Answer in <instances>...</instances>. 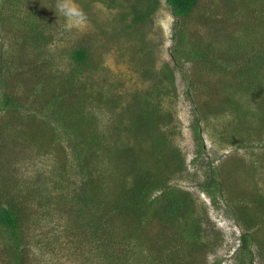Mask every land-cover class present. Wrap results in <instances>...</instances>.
I'll use <instances>...</instances> for the list:
<instances>
[{"label":"trees","instance_id":"obj_1","mask_svg":"<svg viewBox=\"0 0 264 264\" xmlns=\"http://www.w3.org/2000/svg\"><path fill=\"white\" fill-rule=\"evenodd\" d=\"M21 1L4 0L0 14L8 2L10 9L5 11L17 14L16 7ZM101 1L117 10L115 15L120 24L108 18L98 21L99 16L86 5L85 13L95 15L89 18L95 29L117 28L119 34L136 39H142V28L160 5V0ZM201 1L165 0L175 18L171 54L177 64L171 67L164 62L157 83L150 86L151 91L143 92L134 104L131 102L128 115L113 118L108 132L100 129L98 116L93 110H87L86 104L94 101L107 105L110 112L116 104L112 106L101 91L93 94L81 84L80 74H88L99 64L93 47L80 42L69 50L73 63L60 75L46 71L44 60L36 62L19 55V67L26 66L24 78L19 80L27 85L22 92L3 90L0 93V154L4 149L15 152L27 148L36 154L54 151L59 159L64 153V146L59 142L63 139L70 154L80 162L81 181L79 185L71 182L64 186L61 181L62 185L55 187L58 193L52 196L54 192L46 194L44 188L35 184L17 187L13 177L1 178L0 173V264H50L51 257L40 255L56 254L60 248L84 264H142L136 260L145 246L152 249V264H207L204 255L214 243L202 227L204 220L196 209V200L190 191L169 184L172 176L183 169L184 161L179 148L169 142L165 128L174 122V117L163 109L162 99L175 93L174 68L179 63L197 64L188 82L209 87L213 98L206 105L207 113L229 110L233 116L223 139L240 148L244 141L257 138L262 139L264 146V102L252 115L235 97L237 93L252 91L264 97V5L259 3L264 0H243L246 6L243 8L233 6L235 1L228 0L227 6L218 7L212 15L197 17L194 14ZM255 4L260 7L251 8ZM194 16L199 27H192ZM225 21L231 24L228 31L217 25ZM28 26L33 29L28 32L31 36L22 34L21 37L18 32L19 50L29 48L32 54L42 52L48 37L36 24ZM201 27L207 32H202ZM19 67L9 77L6 74L9 68L2 66L0 86L8 84L18 70L21 72ZM150 70L142 69V72L149 75ZM228 89L232 91L230 94L222 92ZM33 104L35 115L26 113ZM23 109L25 112L19 114ZM7 112L14 114V119H4ZM18 123L23 126L17 127ZM57 128L62 129L61 135L56 133ZM194 131L198 138L197 128ZM100 149L111 166L107 174L95 171L94 165L89 166L90 159ZM253 170V165L243 157L229 155L218 166L210 167L201 184L212 200L216 194L225 196L226 203L242 221L244 229L236 253L240 264H252V242L264 250V240L255 236L257 230L264 228V194L260 188L262 182L253 179ZM122 174L126 181H117ZM217 174L222 178L228 174L239 175L242 180L224 181ZM41 209L46 215L51 209L61 217L67 216L62 226L66 231L65 241L60 248L56 247L59 246L56 245L58 230L52 231L51 238L45 242L36 241L30 232V225L35 223ZM170 228L172 235L168 233ZM36 245L45 247L42 253L41 248L39 252L32 248ZM137 245L141 249L136 255L133 247Z\"/></svg>","mask_w":264,"mask_h":264},{"label":"rangeland","instance_id":"obj_2","mask_svg":"<svg viewBox=\"0 0 264 264\" xmlns=\"http://www.w3.org/2000/svg\"><path fill=\"white\" fill-rule=\"evenodd\" d=\"M3 1L0 0V7ZM234 1L233 6L236 4L241 8L245 6L243 0ZM57 2L58 0H22L16 7L17 14L14 15H10L5 11L10 9L8 8L9 2L5 4V9L0 14V68L2 66L3 68H9V73L6 74L11 77L10 73L16 66L19 67L21 59L18 57L22 55L36 62L44 60L46 71L60 75L67 72L73 63L69 57L71 49L80 42L85 45L89 44L93 47L95 60L99 64L88 74L83 72L80 74L81 84L85 85L88 88L87 91L93 94L101 91L113 103L112 106L116 104L111 112L108 110L107 105L97 104L94 101H89L86 104L87 110H93L95 115L98 116L100 129L106 131L112 124L113 118L115 119L120 114L124 117L128 115V106L131 105V102L134 104L138 97L144 95L143 92L149 90L154 82L157 83L164 62H167L171 67L177 64L172 59L171 54L175 42V18L165 0H160V5L152 15V19L142 28V39H136L119 34L117 28L113 30L108 26H103L100 30L95 29V25L89 19L91 16L92 18L95 15L99 16L98 21L101 22L107 18L110 20L115 19L114 21L118 20L115 15L117 10L108 8L101 0H74L84 12V7L89 5V7H92V12L95 13L93 15L91 12L92 15L90 14V16L87 14V25L82 27H69L65 17L57 11ZM228 2V0H202L194 15L197 17L199 14L210 16L218 7L227 6ZM259 3L264 5V1ZM255 7L260 6L257 4L251 6V8L256 9ZM196 16L193 17L194 20L191 19L192 27H199L195 22ZM30 23L36 24L37 28H41L44 35L48 37L42 52L32 54L29 48H25L23 51L19 50L18 38L24 36L22 34L31 36V33L28 34L29 31L33 30L28 26ZM117 24H120L119 21H117ZM217 25L226 27L227 31L231 27V24L227 21ZM201 31L207 32L204 28ZM18 32L21 33V37ZM258 32L262 31L258 30ZM203 40L206 41L207 38H203ZM145 53L147 58H145ZM19 68L21 72L18 70L17 75L14 78L12 77L13 79L8 84L0 86V93L3 90H14L17 93L25 89L27 84L19 80V77L24 78L23 72H26V66ZM147 68H151L149 75L142 72V69ZM197 68V64L194 65L191 62H186L183 65L179 63L174 68L175 93L174 95L171 93L162 99L163 109L170 111L174 117V122L164 128L168 134L169 142L179 148L184 161L183 169L172 176L169 184L190 191L196 200V209L204 220L202 227L208 235V239L214 243L211 245L210 251H207L204 255L207 264H240L236 258V253L240 245V235L244 229L242 221L235 209L226 203L225 196L216 194V199L212 200L201 189V184L206 179L210 167L218 166L229 155H235L243 157L249 164L253 165V179L262 182L260 188L264 194L263 141L257 138L249 139L243 142V147L239 148L223 139L224 130L229 127L233 116L229 110L218 114L207 113L206 105L213 98L209 87L188 82L190 73ZM229 78L231 79V76ZM222 92L230 94L232 91L228 89L227 91L222 90ZM235 95L236 99L252 115L256 114L257 109L264 102V97L257 91L241 92ZM25 105H28V103ZM34 105L26 110V113L35 115ZM24 112L23 109L19 114L22 115ZM36 116L42 117V114H36ZM10 117L14 119V114L10 115V112H7L4 115V119L9 120ZM21 126H23L22 123L17 124V127ZM195 128L199 133L198 138H196ZM10 133L14 132L10 131ZM56 133L61 135L62 129L57 128ZM59 142L64 146V153L59 159L53 154L54 151L49 154H36L35 150L27 148L15 150V152H8L4 149V153L0 154L1 178L13 177L14 182L18 185L17 187L35 184L41 189L44 188L46 194H53L54 192L52 196L58 193L55 191V187L58 184L61 186V181H63V186L71 182H74V185H79L81 181L80 176H78L81 167L79 166L80 162L78 163L76 157L70 154V149L66 147L67 142L65 140L60 139ZM65 153H67L66 157L64 156ZM97 153L95 157L90 159L89 166L94 165L95 171L107 174V168L111 166L107 164L106 157H103L102 149ZM81 163L83 165L84 161H81ZM219 169H222V167H219ZM226 170L228 171V168ZM217 176L218 179L224 181L242 180L239 175L228 174L227 178H222L220 174H217ZM117 181H126L125 175H118ZM245 181L249 180L245 179ZM34 198L38 199L40 197L35 196ZM41 211L42 209L38 210L35 223L30 225V232L35 236L36 241L42 239L45 242L51 238L49 235L52 231L58 230L60 234L56 245L59 246L56 247L60 248V244L64 245L65 241L63 234L66 231L63 230L62 226H64L67 216L61 217L57 211L51 209L48 215L41 213ZM50 215L52 216L50 217ZM262 216L264 218V213H262ZM168 231L172 235L173 230L170 228ZM255 236L264 240V228L263 231L261 228L257 230ZM32 248L36 252H39L38 248H41V253L45 249V247L39 245L32 246ZM140 249L138 245L133 247L136 255ZM151 250L148 246H145L140 250L136 261L142 264H152ZM251 251L253 255L252 264H264V250L260 248L257 242H252ZM55 255L57 257H54ZM68 255V250L64 251L60 248L56 251V254L47 253L43 256L40 255V257H51L52 263L50 264H84Z\"/></svg>","mask_w":264,"mask_h":264},{"label":"clouds","instance_id":"obj_3","mask_svg":"<svg viewBox=\"0 0 264 264\" xmlns=\"http://www.w3.org/2000/svg\"><path fill=\"white\" fill-rule=\"evenodd\" d=\"M57 11L65 17L69 27H82L87 25V14L74 0H58Z\"/></svg>","mask_w":264,"mask_h":264}]
</instances>
